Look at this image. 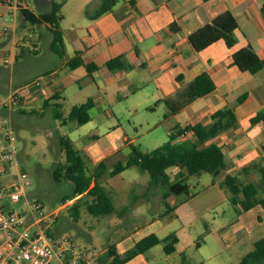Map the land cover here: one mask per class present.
<instances>
[{"label": "rangeland", "instance_id": "obj_1", "mask_svg": "<svg viewBox=\"0 0 264 264\" xmlns=\"http://www.w3.org/2000/svg\"><path fill=\"white\" fill-rule=\"evenodd\" d=\"M51 1L25 0V4L32 11L40 13L50 9ZM55 1L61 3L60 13L63 17L59 26L63 29L71 27L74 21L82 18L87 10H93L97 4L96 0H88L86 4V0ZM7 15L14 16V19L6 18ZM52 38L53 34L45 23L34 24L25 20L20 10L10 7L8 2L0 3V73L11 72L14 63L11 48L16 45L15 51L18 52L21 42L25 44L28 55L34 53L28 58V62L33 61L27 69L28 74L55 68L58 70L57 78L64 71H70L67 66L61 68L62 55L51 48ZM32 42H36L40 50H32ZM32 56L36 59H32ZM50 57L55 58L53 62H50ZM19 60H24V57ZM0 91L4 89L0 88ZM117 91L109 96L111 102L108 103L103 98L106 94L98 90L94 82L84 83L79 80L66 83L59 98L47 96L49 104L46 106L32 104V99L40 95L36 92L27 96V99L32 98L28 101L26 99L28 104L22 101L12 109L23 110L22 113H15L11 119L20 158V163L14 168L28 171L32 182L26 189L30 197L39 199L46 210L60 206L56 213L55 229L70 235L77 247L86 250L93 258V264L109 262L108 249L112 244L122 250L131 243L132 238L138 239L142 233L145 235L150 232L148 227L153 220L159 221L155 231L159 237L175 232L178 242L175 251L170 254L164 251V241L138 254L146 257L147 264H237L253 248L254 241L264 237V207L256 203L244 213L242 210L240 212L232 203L230 192L221 185V174L214 176L202 172L191 175L187 180L193 186L191 194L179 206L180 217L170 221L161 218L151 221L162 208L163 193L166 190L150 182L151 176L147 170L131 165L123 169L115 180L108 175L115 161H124L128 156L130 147L127 144L121 149L112 148V154L104 158L105 168L99 177L114 205L109 213L96 215L88 211L87 203L92 199L90 195L78 194L69 199L67 196L71 195V182L61 176L58 180L53 177L56 165L65 157L60 137L69 138L73 147L80 149L84 144L95 141L92 137L94 133L99 135V144L107 142L110 134H120L121 137L124 134L141 150L149 151L163 145L178 122L185 121L186 110L164 117L167 108L153 82L140 86L129 95ZM90 96L98 99L89 109L90 121L79 124L65 120L73 104L84 102ZM226 115L220 118L225 117L224 121L233 120ZM211 120H216V117ZM81 155L86 162L87 172H93L97 167L95 159ZM226 171L225 168L220 170L222 174ZM257 173H253L255 175L250 178L258 175L255 181L259 183ZM211 178L215 179L214 183H211ZM261 194L262 191L258 196ZM239 220L244 227L236 226L240 224ZM230 229L235 236L233 239L227 235ZM253 264H264V259Z\"/></svg>", "mask_w": 264, "mask_h": 264}, {"label": "crops", "instance_id": "obj_2", "mask_svg": "<svg viewBox=\"0 0 264 264\" xmlns=\"http://www.w3.org/2000/svg\"><path fill=\"white\" fill-rule=\"evenodd\" d=\"M99 1L96 0L97 3ZM263 1L116 0L110 10L96 17H90L86 12L82 18L74 21L71 27L66 29L60 27L63 31L64 44L61 68L69 67V59L78 54L85 63H95L98 66L97 69L88 72L84 65H79L74 68L69 67L70 71H64L57 78L55 77L58 70L55 68L43 69L30 75L27 69L33 61L28 62V58L34 53L28 55L25 44L21 42L11 72L0 73V88L5 91L13 85L26 83L38 75H43L45 79L43 78L44 81L42 79L43 90L39 92L40 95L34 99L28 98L27 101L32 99L33 105L38 103L46 106L49 104L47 96L53 95L59 98L66 83H76L79 80L84 83L94 82L98 90L106 94L103 98L108 103L111 102L109 96L111 97L117 90L122 91L123 95H129L140 86L153 82L162 94V99L179 86L180 82L175 80L178 74H183L184 80L188 81L202 70H206L213 79L215 88L171 115L186 110L185 121L183 123L179 121L177 124L183 127L198 121L207 123L217 121L221 116L216 113L217 110L231 109L233 118H230L233 120L224 121L225 117H221L220 120L224 127L208 140L219 144L226 157V163L231 162L229 167L226 164L225 171L228 170L226 173H219L221 174L220 183L228 173L237 176L242 184L250 181L256 182L258 175L255 178H250V176H254L253 173H257L258 170L251 164L261 155L264 157V119L252 123L250 118L257 111L264 109V67L254 73L240 70L233 62L232 53L249 45L264 59V14L260 9ZM88 2L86 0L85 4ZM25 7L30 9L27 5ZM226 10H229L238 22L234 45L228 47L223 40H219L201 51L194 50L188 40V35ZM6 18L14 19V16L7 15ZM32 43L33 47L36 46L40 50L36 42ZM38 52L37 56H39ZM116 56H121L123 64L113 69L107 68L105 63ZM20 57H24V60H19ZM32 57L36 59L35 56ZM49 59L53 62L55 58L50 57ZM242 94H245V98L237 102V98ZM90 97L96 104L98 99ZM27 101H24V104ZM22 111V108L11 110L10 120L15 113H22ZM212 117H216V120H211ZM90 120L91 115L88 121ZM75 124L73 122V126ZM191 133L187 131L184 135L193 137ZM115 136L110 134L107 142L99 144V135L94 133L92 137L95 141L84 144L78 150L84 156L95 159L97 166L105 160L106 156L112 154V148L121 149L125 144L129 145L133 142L124 134L122 137L120 134ZM126 139H128L127 142H125ZM173 168L176 170L174 171ZM177 170V167L169 169L172 177ZM257 174L260 177L259 171ZM118 175L119 173L113 175L112 180H115ZM189 179L190 176L188 181ZM210 181L214 183L215 179L211 178ZM189 186L191 190L193 186L190 183ZM180 204L174 210L176 217L166 219L160 214L163 210L162 200L159 214L152 217L151 221L157 218L163 221L179 218ZM235 205L241 212L240 202ZM247 210H242V213ZM154 223L158 225H153ZM239 223L237 227H244L241 220ZM158 227L159 221L153 220L148 230L156 233ZM142 235L143 233L138 237ZM227 235L230 239L235 238L232 229L227 232ZM136 238H132L127 247L133 245ZM124 264H147V259L136 255Z\"/></svg>", "mask_w": 264, "mask_h": 264}, {"label": "trees", "instance_id": "obj_3", "mask_svg": "<svg viewBox=\"0 0 264 264\" xmlns=\"http://www.w3.org/2000/svg\"><path fill=\"white\" fill-rule=\"evenodd\" d=\"M116 0H100L93 10H87L90 17H96L112 8ZM61 3L52 1L48 11L34 13L27 7L20 8V12L25 20L34 24L45 23L52 32L53 38L51 48L54 52L63 55V31L59 26L62 19L60 13ZM264 14V1L260 7ZM238 28V22L235 16L229 11H223L216 15L211 21L203 24L188 35V40L196 51L205 49L210 44L223 40L228 47L236 42L235 30ZM234 64L240 70L256 72L264 67V59L261 58L251 46H244L232 53ZM122 65L121 56L112 57L105 66L113 69ZM84 65L88 72L97 69L95 63H85L80 55L71 57L68 61L70 68ZM180 82L179 86L170 93L166 94L161 100L166 105L164 117L182 110L196 98L206 95L215 88V83L206 70H202L190 80L185 81L183 74H178L175 78ZM245 98L242 94L237 98L241 102ZM95 104L89 97L86 101L74 104L65 120H73L79 124L86 123L90 119L89 109ZM218 115H228L233 118L231 109L217 110ZM264 119V109L257 111L251 118L252 123ZM224 127L220 117L217 121L205 122L198 121L193 124H187L183 127L176 125L168 135L167 141L149 151L141 150L138 145L129 143L130 151L124 161L121 159L115 161L108 175L113 176L120 173L123 169L131 165H137L143 170H147L151 176V183L165 188L163 193V210L161 215L166 219L176 217L175 208L182 202L188 200L191 194L188 177L202 172H209L214 176L220 173L221 169L226 167V157L222 147L208 141L215 136L218 131ZM190 131L193 137L185 136V132ZM60 144L64 150V160L58 163L53 171V177L59 179L64 177L72 184L70 198L81 194L92 196L91 201L87 203V209L93 214L109 213L114 209L109 196L106 194L99 177L104 171L105 160H102L93 172H87V165L78 149L73 147L67 137H60ZM260 173V182L241 183L237 176L226 174L221 182L229 192L232 203L240 202L241 209L247 210L255 203L264 206V157L261 155L251 164ZM171 167H177L171 179ZM262 191L261 196L258 194ZM184 195V196H182ZM242 196V198L240 197ZM80 197V196H79ZM164 241V251L167 254L175 250V244L178 238L174 232H170L164 237H159L156 233L150 232L139 239L133 245L120 251L116 245L112 244L108 249L109 262L106 264H124L136 255L143 253L150 247ZM264 259V237L256 239L253 248L245 253L237 264H253Z\"/></svg>", "mask_w": 264, "mask_h": 264}, {"label": "built area", "instance_id": "obj_4", "mask_svg": "<svg viewBox=\"0 0 264 264\" xmlns=\"http://www.w3.org/2000/svg\"><path fill=\"white\" fill-rule=\"evenodd\" d=\"M1 2L18 10L26 6L25 0ZM15 49L13 45L12 59ZM42 79L38 75L0 91V264H93V258L70 235L55 229L60 206L46 210L39 199L30 197L28 171L14 168L20 158L9 112L28 95L42 91Z\"/></svg>", "mask_w": 264, "mask_h": 264}]
</instances>
